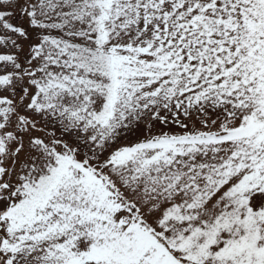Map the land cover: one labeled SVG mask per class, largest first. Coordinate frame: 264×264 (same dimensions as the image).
<instances>
[{
  "label": "snow or ice",
  "instance_id": "1",
  "mask_svg": "<svg viewBox=\"0 0 264 264\" xmlns=\"http://www.w3.org/2000/svg\"><path fill=\"white\" fill-rule=\"evenodd\" d=\"M0 264H264V0H0Z\"/></svg>",
  "mask_w": 264,
  "mask_h": 264
}]
</instances>
